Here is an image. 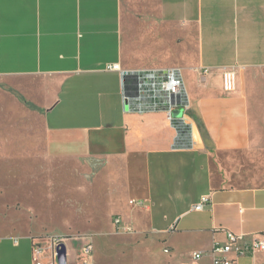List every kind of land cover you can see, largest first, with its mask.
<instances>
[{"label":"crops","instance_id":"1","mask_svg":"<svg viewBox=\"0 0 264 264\" xmlns=\"http://www.w3.org/2000/svg\"><path fill=\"white\" fill-rule=\"evenodd\" d=\"M112 64L179 68L197 147L176 148L162 112L126 113ZM227 69L237 77L231 94L221 87ZM0 153L95 164L79 172L93 187L106 170L97 207L121 229L108 221L70 239L77 247L63 243L67 264H81L86 243L89 264L113 250L126 264H213L228 233L264 241V0H0ZM104 236L117 240L95 246ZM51 242L0 236V264H35L36 244L51 264ZM235 264H264V253Z\"/></svg>","mask_w":264,"mask_h":264},{"label":"rangeland","instance_id":"2","mask_svg":"<svg viewBox=\"0 0 264 264\" xmlns=\"http://www.w3.org/2000/svg\"><path fill=\"white\" fill-rule=\"evenodd\" d=\"M179 115L180 112L175 111L173 117L178 118ZM7 155L0 157V236L46 237L77 247V241L70 239L88 234L91 230H108L109 223L114 229V216L108 212L101 213L102 209L97 207L95 189L101 193L103 187L109 184L106 170L95 178L93 187L91 176L79 172H87L95 164L82 165L75 160L20 158L16 157L17 153ZM110 237L96 238L95 246L101 241L114 244L116 237ZM96 251L94 255L98 259ZM113 252L106 264L128 263V260ZM46 254L49 255L50 251Z\"/></svg>","mask_w":264,"mask_h":264},{"label":"built area","instance_id":"3","mask_svg":"<svg viewBox=\"0 0 264 264\" xmlns=\"http://www.w3.org/2000/svg\"><path fill=\"white\" fill-rule=\"evenodd\" d=\"M106 70L117 72L122 80V103L126 113L145 115L162 112L166 115L172 126L177 130L176 148L195 149L198 145L196 129L190 117L191 101L179 68H166L158 70H122L118 64L108 65ZM207 71L204 70L203 74ZM237 77L232 69L222 72L221 87L224 94H231L236 90ZM175 111H180L178 118L173 117ZM209 201L202 197L194 208L200 211ZM136 206H143V202H131ZM113 225L121 229V220L115 216ZM128 231L127 228L123 229ZM242 238L232 233L227 234V243L212 248L213 264H235L239 258L251 257L264 253V241L254 240L251 243H241ZM61 240H52L50 253L51 264L55 263V249ZM45 249L36 244L32 248V258L35 264H42ZM92 246L86 243L82 247L84 260L81 264H89L92 257ZM202 254H193L194 259L201 258ZM228 256H231L230 258Z\"/></svg>","mask_w":264,"mask_h":264},{"label":"water","instance_id":"4","mask_svg":"<svg viewBox=\"0 0 264 264\" xmlns=\"http://www.w3.org/2000/svg\"><path fill=\"white\" fill-rule=\"evenodd\" d=\"M55 254L57 264H67V251L66 246L63 243H60L56 247Z\"/></svg>","mask_w":264,"mask_h":264},{"label":"trees","instance_id":"5","mask_svg":"<svg viewBox=\"0 0 264 264\" xmlns=\"http://www.w3.org/2000/svg\"><path fill=\"white\" fill-rule=\"evenodd\" d=\"M19 101L21 103H23L28 109L42 113V110H40V109L36 108L35 106H33L32 104L26 102L23 98L19 97Z\"/></svg>","mask_w":264,"mask_h":264}]
</instances>
